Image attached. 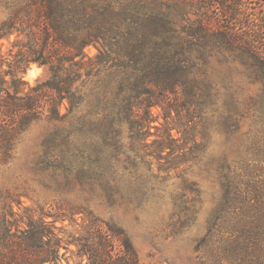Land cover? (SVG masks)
Instances as JSON below:
<instances>
[{"label":"trees","instance_id":"trees-1","mask_svg":"<svg viewBox=\"0 0 264 264\" xmlns=\"http://www.w3.org/2000/svg\"><path fill=\"white\" fill-rule=\"evenodd\" d=\"M239 6L222 0H0L5 12L0 21V167L15 163L24 135L45 121L53 128L33 171L62 175L68 184L109 183L108 176L124 177L130 170L125 165L122 173L119 161L106 156V148L119 142L123 123L137 125L146 146H159L163 153V145L175 142V127L168 123L175 104L177 116L187 112L186 128L179 131L195 141L194 150L182 156H192L199 135L188 123L205 119L209 111L218 113L219 84L228 86V76L219 83L214 79L212 59L229 67L239 62L262 85L264 96V14L248 20ZM4 40L11 44L7 52ZM90 46L98 50L95 57L86 52ZM34 64L47 74L31 86L24 74ZM157 106L165 125L155 124L159 118L152 108ZM222 106L229 123L231 97ZM223 190L220 214L234 199L230 185L223 184ZM242 207L234 215L252 221L238 227L241 236L226 247L248 253L242 264H264V206ZM67 221L80 232L66 237L59 224ZM259 232L263 236L256 238ZM68 253L79 264H145L122 228L85 206L28 207L22 197L0 194V264H63ZM212 261L223 262L220 252Z\"/></svg>","mask_w":264,"mask_h":264},{"label":"rangeland","instance_id":"rangeland-1","mask_svg":"<svg viewBox=\"0 0 264 264\" xmlns=\"http://www.w3.org/2000/svg\"><path fill=\"white\" fill-rule=\"evenodd\" d=\"M222 1L227 5L231 1L239 2L238 13H243L247 19L264 14V0ZM4 17L5 12L0 9V21ZM10 47V42L4 40V51ZM86 52L90 57L98 54L94 46L88 47ZM210 66L217 83L228 76V86L219 84L218 113L212 115L209 111L203 115L205 119L196 118L188 123V126L197 128L199 135V145L192 156H182L194 150L195 141L192 136L187 141L180 132L186 128L187 112L181 110L182 115L177 116L174 109L179 106L175 104L172 117L168 119L171 127H175L173 146L163 145L166 147L163 153L159 152V146H146L137 135V125L132 127L125 121L120 129L119 142L106 148V156L119 161L117 168L120 167L122 173L125 165L128 166V175H110L107 178L109 183L100 181L96 187L75 181L68 184L62 175L57 177L32 170L42 143L53 128L44 121L32 126L24 135L15 163L0 167V194L8 191L22 197L28 207L44 206L48 209L59 204L71 209L85 206L103 221L122 228L145 264H214L213 255L219 252L221 264H242L248 253L226 246L241 236L237 234L240 233L238 227L252 221L234 215V210H240L245 203L264 206L263 88L249 78L239 62H233L229 67L223 60L214 58ZM30 72L34 74L30 75ZM46 74L44 67L34 64L24 74V80L34 86ZM227 97H231L233 107L229 123L225 121L227 117L222 108ZM62 111L64 113L66 109L63 107ZM152 113L159 118L155 124L165 125L161 107H153ZM164 130L162 127L160 133L166 139ZM155 138L152 136L147 142L150 144ZM186 159L188 162H184ZM170 166L174 168L169 169ZM223 184L232 187L234 199L231 206L220 214V204L225 196ZM15 208L18 210L16 204ZM59 226L66 228V237L81 230L70 221ZM260 236L262 233L256 238ZM72 250L76 251L74 245ZM68 256L63 264H79L80 259L75 254L68 253Z\"/></svg>","mask_w":264,"mask_h":264},{"label":"bare ground","instance_id":"bare-ground-1","mask_svg":"<svg viewBox=\"0 0 264 264\" xmlns=\"http://www.w3.org/2000/svg\"><path fill=\"white\" fill-rule=\"evenodd\" d=\"M34 74V72H30V75H33Z\"/></svg>","mask_w":264,"mask_h":264}]
</instances>
